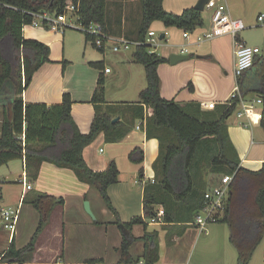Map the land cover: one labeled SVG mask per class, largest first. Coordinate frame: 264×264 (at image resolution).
I'll return each instance as SVG.
<instances>
[{"label":"trees","instance_id":"1","mask_svg":"<svg viewBox=\"0 0 264 264\" xmlns=\"http://www.w3.org/2000/svg\"><path fill=\"white\" fill-rule=\"evenodd\" d=\"M163 1L140 0L142 16L136 34H133L135 41H145L155 22H161L166 28L182 29L185 33H193L203 25L202 12L190 8L182 14H173L164 9ZM67 2L79 8L76 15L82 24L95 23L104 32L110 31L109 0H0V96L5 95V85H11L15 95L13 100L4 102L0 168L22 160L32 182L38 179L45 162L71 170L80 183L96 187L106 207L117 216L109 188L119 183L120 171L113 161L104 172L93 171L84 159V150L101 134L107 143L122 141L135 129L138 121L144 120L147 109L150 115L144 128L146 137L158 140L159 155L153 164L154 183L144 188V216L155 218L156 208L161 206L165 213L164 224H182L185 230L205 208L206 192L216 188L209 186L210 179L231 176L224 210L217 222L228 225L230 242L238 251V263L249 264L264 238V164L258 171L243 167L230 139L226 120L235 112L238 100L203 112L197 103L181 106L174 100L164 99L158 67L168 59L151 53L150 46L144 44L133 54V60L144 67L147 82L139 94L138 104H108L105 101L106 81L101 75L92 99L95 116L88 134H83L74 120L69 94L63 96L62 103L52 106L24 103L23 92L38 69L50 62L51 52L44 43L26 39L24 27L33 24L36 14L58 17ZM90 39L93 38L86 35V42ZM89 65L99 70L103 68V63L99 62ZM237 83L244 97L253 93L261 96L264 103V57L257 58L254 66L239 77ZM115 119L118 121L114 122ZM129 159L142 164L143 150L135 148ZM224 178L217 187L223 186ZM31 204L41 214L39 227L24 248L17 249L13 240L9 249L0 254V261L31 263L50 212L56 205L63 206L64 200L36 192ZM120 223L118 220L117 224ZM135 225L146 226V223L142 217H135L123 224L128 234L123 237L118 264H157L160 257L158 234L136 238L131 234ZM148 236L153 238L152 243L147 242ZM140 240L146 241L145 250L134 258L130 248ZM90 262L103 263L102 260Z\"/></svg>","mask_w":264,"mask_h":264},{"label":"crops","instance_id":"2","mask_svg":"<svg viewBox=\"0 0 264 264\" xmlns=\"http://www.w3.org/2000/svg\"><path fill=\"white\" fill-rule=\"evenodd\" d=\"M218 1L227 5L233 18L246 22L247 29L264 27V21L260 22L258 20L264 14V0ZM198 2L199 0H164L163 6L167 12L182 14L185 9L194 8ZM251 12H254V17H250ZM204 13L202 12L203 25L194 31H199V34L195 40L190 38L186 40L183 37L187 42L185 45L175 47V45L171 44L169 38H167V30L172 28H166L162 24L160 38L164 35V39L161 40L159 38V40L164 41V44H159L156 48L161 47L160 49L162 50H157L158 52L161 51V53L155 50L153 52L168 59L167 63H163L158 67L162 97L167 100H174L181 106L197 103L200 105L201 111L211 112L212 110L207 108L208 103L214 102L217 106L231 104V95L238 83L235 76L233 38L225 36L206 40L205 35L211 30V19H207ZM108 16L109 21L114 19L116 22H110V31L108 33L105 32L107 35L126 39L129 37V40L135 41L134 36L131 35L136 34L135 30L141 20L140 0H109ZM129 19L134 20V22L128 26L126 21L128 22ZM153 25L150 31L155 32ZM243 32L239 34L238 39L248 45L242 36ZM23 33L26 39L38 40L51 50L50 62L43 64L38 69L32 78L30 86L22 94L25 104L41 103L52 106L62 103L63 96L69 94L73 102L72 115L83 134L90 132L95 116V105L92 99L98 88V80L101 75L104 76L106 81L105 101L108 104H138L139 94L146 88H144L143 78L140 80L141 83L139 81L140 85L136 89L132 86L130 101L129 99L115 101L108 97L110 93L108 86L112 81L118 83L119 86L121 84L119 87L121 93H125L128 90L129 86L127 83L134 82V75L139 71L141 65L133 60V55L130 59L122 58L120 68L111 76L112 71L109 73L105 72L108 70L105 66V61L97 59V61L90 62L83 58L82 61L74 62L67 59L64 51L57 50V46L59 48L63 47V31L25 26ZM92 46L95 48L93 44ZM182 46L187 48L188 52L186 54H181ZM175 48L180 50L175 53ZM173 54L189 56V59L172 65L169 58ZM259 57H264V49L263 51L261 50V54L257 58ZM98 62L103 63L101 70L92 68L89 65L90 63ZM8 93H10L9 97ZM12 94H14L12 86L8 85L4 95L5 98L0 100V102L9 101ZM239 94L242 100L247 102H253L261 98V96L253 93L244 97L240 89ZM238 102L241 103V101ZM240 103H238L235 112L226 120L229 136L239 154L242 166L249 170L258 171L262 168L264 160H249L247 156L252 145L264 144V127L262 126L264 103L257 104L255 109L250 111L247 116L239 118L238 114L242 111V104ZM0 106H2L0 109L1 125L5 109L3 103ZM149 115L150 111L146 109L144 120L138 121L135 129L122 141L114 144L109 143L107 149L103 150L101 145L103 143L106 145V140L104 134H101L84 150V159L95 172H104L110 162L116 163L120 171V181L109 188V196L117 216L106 205L101 206L100 199L102 197L96 187L80 183L71 170L57 168L45 162L40 168L38 179L32 182L27 176L22 160H15L2 166L0 171L4 167L8 170L6 175L0 176V179H3L0 180V185L8 186V188L16 187L20 190L14 199L9 200L10 203H5L4 194L0 197V203L2 202L0 204V220L4 229L9 232L4 243L0 244V248L4 246L3 249H0V254L3 255L9 249L13 237L14 241L17 239L19 242L22 239L27 244L35 234L41 221V214L31 204L36 192H41L57 199L62 198L64 205L53 207L48 223L38 238L37 250L31 263L28 264H62L59 261L63 259L72 261V264H118L121 260L120 248L125 234L117 233L114 230L110 237L108 224L112 220L111 223L120 229L123 224L130 222L135 217H142L146 226H133L131 234L134 237L142 238L146 234H158L160 257L157 264H188L189 257L193 252V245H195V250L197 247L205 248L208 244H215L216 239L222 243L225 249L227 242L230 241V229H228L229 227L227 228L228 225L226 224L212 223L207 232L206 230L201 231L193 223V225L183 230L182 224H164L163 216L165 213L164 208L161 206L156 208L157 216L155 219L157 221L155 223L151 221L152 219L144 216V188L154 183L155 172L153 164L159 155L158 140H148L146 137L144 128ZM135 148H141L144 152L142 164H135L129 159ZM15 162L21 163L20 171L13 166ZM253 163L258 167H251L250 165H254ZM25 199L26 201H24ZM86 201L90 203L91 210L98 222L93 220L85 211L84 204ZM7 206L20 208V215L14 233L5 228L2 220L1 211L4 208H8ZM100 217L108 220L105 228H101L104 223L100 221ZM118 220L121 222L119 225L117 224ZM95 223H97V226ZM66 234L77 237L78 244L81 243L76 245L80 247L79 249L75 247L69 253H65ZM88 240L99 243L98 247L101 249L100 257L94 255L92 258L83 261L80 256H83L84 251L87 253L86 248L88 245L86 241ZM152 241L153 238L148 236L147 242L152 243ZM145 245V240L136 241L130 248V254L134 258L141 256L145 250ZM22 246L19 243L16 245L17 249L22 248ZM212 248L215 249L214 245ZM74 250L76 257L73 255ZM204 256L202 257L205 259ZM91 260H102L103 263H91ZM200 262L201 256H199L198 264Z\"/></svg>","mask_w":264,"mask_h":264},{"label":"rangeland","instance_id":"3","mask_svg":"<svg viewBox=\"0 0 264 264\" xmlns=\"http://www.w3.org/2000/svg\"><path fill=\"white\" fill-rule=\"evenodd\" d=\"M140 6H141V2H140ZM204 12H205L204 14L207 17V19H211V15H212L211 11L208 10V9H205ZM254 15H255L254 12L250 13V17H254ZM76 20H77V16L76 15L75 16L71 15V17L70 16L68 17V21H67L66 26L63 28V30H60V31L64 32V38L62 40L63 47L59 48L57 46V50H59L61 52L64 51L66 53L67 59H69L70 61L79 62V61H82L83 58H86V60H89L90 62H92V61H97V59H100V61H105V66L110 71H112V74H111V76H112L120 68L121 59L124 58V57L126 59H130L132 57V55L134 54L135 48L131 49L129 51H121L119 53H114L112 51V49H111L112 46H113L112 43L107 44V47H106L104 53L100 52L97 48H94L92 46V44H91L92 42L91 41L86 42V35H85V33L83 31H80V30H78V29H76L75 27L72 26V23H75ZM111 21H113V23H114V21L116 22V20H114V19L110 20V22ZM133 22H134V20L129 19L128 22L126 21V25L129 26V24H132ZM114 25H116V24H114ZM162 26L163 25L160 22H156L153 25V29L157 33V37H155V41H156L157 44H160V45L164 44V41L162 42V41L159 40L160 35L162 33V31H161L162 30ZM167 32H168L167 38H169L171 44L175 45V47L176 46H180V45H185L187 43L183 39L184 30L177 29V28L173 27L171 30H167ZM198 34H199V31L198 32L196 31V32H193V33H189L190 39L195 40V38L197 37ZM114 35H116V34L114 33ZM131 36H133V35H131ZM242 36H243L244 40L247 42V44L249 46L258 47L260 50L263 51V49H264V45H263L264 27H258L257 29L249 28V29H247L246 31L243 32ZM113 37H115V36H113ZM128 39H129V37H128ZM160 48L161 47L156 49V48L153 47V48H150V50H155V51L162 50ZM179 50H180L179 48H175L174 52L177 53ZM158 53H161V51H159ZM16 65L18 67L19 64L16 63ZM142 78H143L144 88H145L146 85H147L146 73H145L144 67L141 65L139 67V71H137V73L134 75V79H135L134 82L132 81L131 83H127L129 88H128V90L125 93H121L120 92V88L119 87L121 86V84L119 86L118 83H115L114 81H112L110 83V85L108 86L109 92H110L108 94V97H110L109 99H112V100H115V101H125L126 99H129V101H130V99L132 97V92H131L132 86L134 87V89H136V87L138 85H140L139 81ZM121 83H123V82H121ZM140 83H141V81H140ZM117 90H118V92H117ZM10 92H11V90H10ZM9 96H10V93H8V97ZM123 99H125V100H123ZM4 102L5 101H3L2 103L4 104ZM1 107L2 106H0V109H1ZM0 129H1V127H0ZM108 145H109V143L106 142V145H105V143H103L101 145V147L103 148V150H105V149H107ZM247 158L249 160H264V144H259V145H254V146L252 145L250 150H249V154H248ZM16 161H19V160H16ZM13 164H14L13 166L15 168H18L19 171L21 170V166L22 165H21L20 162H15ZM253 164L254 165H250V166L253 167V168L254 167H258L255 163H253ZM7 170L8 169L4 167L2 169V171H0V176L1 175H3V176L6 175ZM223 178L224 177H222V176H214V177H212L210 179L209 186L212 187V188L219 186L221 184ZM0 180H3V179H0ZM1 188L2 189L4 188L3 191H2ZM19 190L20 189L16 188V187H11V188L9 187L8 188V186L4 187L3 185H0V197H1V195L4 194L5 203H10L9 200L14 199L16 197V195L19 194ZM0 204H2V202ZM100 204H101V206L105 205L102 199H100ZM11 207H14V206H11ZM135 215H139V214H135ZM99 219H100V221H102L104 223L103 224L104 226H101V228L102 227L105 228V225L108 222V220L103 218V217H100ZM110 221L112 222V220H110ZM96 222H98V221L96 220ZM111 222H109V224H108L109 227H110L109 228L110 229V233H109L110 237L112 236L114 230L117 233H120V234L124 233V231H126L124 227H123L124 229L122 227H121L122 229L121 228L119 229V227H117L115 224H113ZM95 225L97 226V223H95ZM211 226H212V223L208 224L206 226V231L207 232H208V229ZM227 228H228V226H227ZM8 233L9 232L4 229L3 223L0 220V242H1V240H3L0 243L1 245L4 243V240H6L5 238L8 237ZM47 235L50 236L49 233H47ZM13 239H14V237H13ZM13 239H12V241H13ZM86 242H87V245H88L87 248H86L87 253H85V251H84L83 252V256H80V259H82L83 261H86V259L92 258L94 255L99 256L100 255V251H101L100 247H98L99 243H96V241L92 242V241L88 240ZM18 243H19V245H23L22 248H24L26 245H28V243L27 244L24 243V241L22 239L19 240V242L17 241V239H16V241H14V245L15 246ZM82 243H84V242H82ZM77 244H78L77 237L68 236L66 234V241H65V247H64L65 253H69L70 250L74 249L75 247H77L79 249L80 247L76 246ZM79 244H81V243H79ZM213 245H214L215 249L212 248ZM1 247L2 248H0V249H3L4 246H1ZM197 248L195 250V245H193V250H192L193 252H192L191 256L189 257V260L187 262L188 264H198L199 256H201L200 264H239L238 263V251L234 247V245L232 243H230V241L227 242V244L225 246V249H224L222 243L219 242V240L217 241V239L215 240V244H208L205 248H202V247H199L198 249ZM73 255L76 257L75 250L73 252ZM203 255H205L204 256L205 259L202 257ZM263 255H264V239L258 245V247L255 250V252H254L249 264H264ZM0 262H3V264H9L6 261H0ZM59 263L72 264L73 262L72 261H68L66 259L65 260L63 259V260H60Z\"/></svg>","mask_w":264,"mask_h":264},{"label":"built area","instance_id":"4","mask_svg":"<svg viewBox=\"0 0 264 264\" xmlns=\"http://www.w3.org/2000/svg\"><path fill=\"white\" fill-rule=\"evenodd\" d=\"M206 9L211 11V30L205 35L206 40H213L220 37L230 36L233 38L234 42V52H235V76L236 79L242 77L243 74L250 70L261 54V50L257 47L248 46L239 41L238 36L241 32L247 29L244 21L241 19L233 18L229 12L226 4L219 2L218 0H210L206 5ZM79 8L67 2L64 12L58 17L50 16L47 13L36 14L35 21L32 25L33 27H43L52 30H63L66 26L68 17L71 15L75 16ZM72 26L76 29L83 31L87 36L92 37V44L98 50H105L107 44L112 43V50L115 53L121 51H129L131 49H136L141 45H149L150 48H157L159 44L156 43L155 37L156 33L149 31L145 41H132L126 38H118L107 35L99 24L91 23L88 25L82 24L79 21V17ZM260 22L264 21V14H262L259 19ZM47 24V26L45 25ZM184 39L188 40L190 38L189 33L183 34ZM153 53V50L150 51ZM188 52L185 46H182L181 54H186ZM109 73L110 70H106ZM231 100L241 101L242 111L238 114L239 118L247 116L250 111L255 109L257 104H263V100L260 98L253 102L243 101L239 94V86L237 85L231 95ZM217 104L214 102L208 103L207 108L214 110ZM246 127H248L246 125ZM231 176H226L223 181L222 187H216L211 191L206 192L205 208L197 215L194 225H196L201 231L206 230V226L211 223H217L219 215L224 210L226 195L228 192L229 184L232 181ZM154 182V181H153ZM2 220L4 222L5 228L11 233L15 232L16 224L19 219L20 208L8 207L1 211ZM155 223L157 220L152 218L151 220Z\"/></svg>","mask_w":264,"mask_h":264},{"label":"water","instance_id":"5","mask_svg":"<svg viewBox=\"0 0 264 264\" xmlns=\"http://www.w3.org/2000/svg\"><path fill=\"white\" fill-rule=\"evenodd\" d=\"M209 1L210 0H199V2L196 4V6L194 8L197 11H199V12H204V10L206 9V5L209 3ZM160 39L161 40L164 39V35H162ZM188 59H189V56H184V55H180V54H173V55L170 56L169 61H170V63L172 65H175V64H177L179 62H183V61H186ZM7 89H8V86L5 85L4 86L5 93H6ZM14 97H15V95L12 94L11 99L13 100ZM4 98H5V96H0V100H2ZM117 121H118V119H115L114 120V122H117ZM84 208H85V211L87 212V214H89L93 218V220H96V217L93 214V212L91 210V207H90V203L88 201L85 202ZM124 234L127 235L128 234V231L127 230L124 231Z\"/></svg>","mask_w":264,"mask_h":264}]
</instances>
